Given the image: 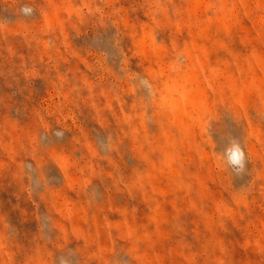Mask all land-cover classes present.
Segmentation results:
<instances>
[{"label": "rangeland", "instance_id": "1", "mask_svg": "<svg viewBox=\"0 0 264 264\" xmlns=\"http://www.w3.org/2000/svg\"><path fill=\"white\" fill-rule=\"evenodd\" d=\"M0 264H264V0H0Z\"/></svg>", "mask_w": 264, "mask_h": 264}]
</instances>
